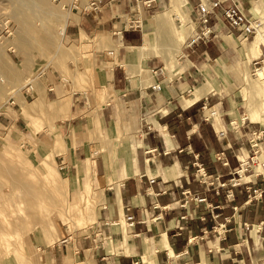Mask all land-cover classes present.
<instances>
[{
	"label": "crops",
	"instance_id": "crops-1",
	"mask_svg": "<svg viewBox=\"0 0 264 264\" xmlns=\"http://www.w3.org/2000/svg\"><path fill=\"white\" fill-rule=\"evenodd\" d=\"M90 1L64 0V38L83 50L62 68L33 66L0 125L27 140L42 139L51 122L48 139L64 142L53 163L68 203L90 182L100 191L94 218L55 241L31 239L7 264H264V191L250 194L264 176L235 173L253 132L264 159V107L239 80L257 62L252 71L264 72V29L231 30L221 14L233 2L220 0L210 38L189 47L197 4L215 0ZM239 5L264 20V0ZM38 95L49 119L36 130L26 115L37 114L27 105Z\"/></svg>",
	"mask_w": 264,
	"mask_h": 264
},
{
	"label": "rangeland",
	"instance_id": "rangeland-1",
	"mask_svg": "<svg viewBox=\"0 0 264 264\" xmlns=\"http://www.w3.org/2000/svg\"><path fill=\"white\" fill-rule=\"evenodd\" d=\"M66 11L64 0H0V113L28 88L27 81L35 76L28 74L31 68L41 64L62 68L83 50V46L64 38ZM178 37L181 41L184 38L181 34ZM258 64H252V69ZM252 69L239 80L245 98L263 109L264 79L258 76L263 67L256 72ZM63 72L69 76V70ZM63 98L69 102V95L61 96L59 102ZM41 104L42 96L38 95L27 105L31 112L38 111L36 115H26L27 126L36 130L43 129V121L49 119L45 114L39 116V112L43 113ZM46 124L48 133L42 139L27 140V134L0 125V264H7L12 254L22 257L31 239L52 242L94 218L100 191L88 182L80 195L68 203L65 179L53 163L54 154L64 149V142L61 136L48 139L54 126ZM47 143L51 146L45 150ZM251 169L255 170L253 166ZM254 189L250 194L257 195Z\"/></svg>",
	"mask_w": 264,
	"mask_h": 264
},
{
	"label": "built area",
	"instance_id": "built-area-1",
	"mask_svg": "<svg viewBox=\"0 0 264 264\" xmlns=\"http://www.w3.org/2000/svg\"><path fill=\"white\" fill-rule=\"evenodd\" d=\"M102 0H91L89 5L94 9L99 8V2ZM110 1V0H109ZM153 0H143L144 5H150ZM240 0H232V4L222 9V19L226 23V25L231 30L241 31L245 36L256 35L258 30H260L264 26V20L260 18H249L244 13L243 9L239 5ZM220 5V0H215L211 3H203L199 2L196 6L197 17L195 20L196 29L194 33L190 37V39L186 42V46L191 47L194 43L202 41L205 42L210 38L212 34V30L208 25L209 19L211 15H215V8ZM153 88H159V83H154ZM222 134L223 131H220ZM260 132H253L251 138L249 139L251 142V147L253 150V154L250 156L243 158L239 161V166L236 167L235 173L238 176L241 175L242 172L248 171L253 166L255 168L254 172L256 174L264 176V159H258L256 152L258 149L256 148L258 145L257 138L259 137ZM199 173H201L202 177L206 176L203 167L198 165ZM151 181L153 179H150ZM233 182H236L237 179L232 177ZM264 191L263 189H254V192L261 193ZM198 200H202L204 197L195 196ZM130 218V216L128 217ZM132 222V220H130Z\"/></svg>",
	"mask_w": 264,
	"mask_h": 264
},
{
	"label": "bare ground",
	"instance_id": "bare-ground-1",
	"mask_svg": "<svg viewBox=\"0 0 264 264\" xmlns=\"http://www.w3.org/2000/svg\"><path fill=\"white\" fill-rule=\"evenodd\" d=\"M263 28H261L260 30H258V32H257V34H259L260 32H261V30H262ZM256 34V35H257ZM264 36V35H263ZM59 104L60 105H66L67 106V104H68V99L67 98H63L60 102H59ZM65 106V107H66ZM69 207L71 208V206L69 205ZM74 219V218H73ZM69 220V219H68ZM45 222V221H44ZM49 223V222H48Z\"/></svg>",
	"mask_w": 264,
	"mask_h": 264
}]
</instances>
